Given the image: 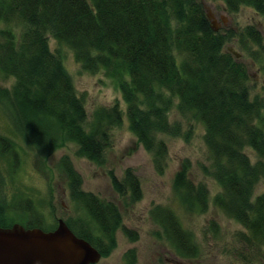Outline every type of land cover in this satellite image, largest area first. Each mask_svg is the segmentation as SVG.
I'll return each instance as SVG.
<instances>
[{
  "label": "trees",
  "instance_id": "1",
  "mask_svg": "<svg viewBox=\"0 0 264 264\" xmlns=\"http://www.w3.org/2000/svg\"><path fill=\"white\" fill-rule=\"evenodd\" d=\"M222 1L231 12L246 5L264 15V0ZM0 24V116L8 120L9 134H0V152L11 155L12 167L19 164V151L25 147L44 158L66 142L77 145V156L102 164L109 129L125 117L161 174L167 146L158 134H181L180 123L168 119L175 99L180 114H190L204 125L210 166L203 171L220 187L213 204L264 246V193L253 198L264 176L261 104L249 97L246 65L224 50L232 35L213 28L202 0H0ZM241 33L262 44L263 35L254 25ZM48 36L56 41L54 50ZM66 48L83 71L114 78L124 109L118 103L100 106L85 127L84 98L77 95L64 65ZM10 77L9 87L1 84ZM247 147L257 155L255 162ZM189 168V160L183 159L173 178L174 198L184 213H204L208 191L202 182H192ZM57 169L70 203L85 215L63 220L101 256L108 255L121 227L117 204L84 190L67 155L59 158ZM109 179L116 192L129 193L132 201L140 198V183L131 169L122 182L112 171ZM5 183L0 175V190ZM27 202L10 204L0 195V226L18 222L43 230L56 227L44 226ZM151 215L160 217L178 255L198 256L191 230L181 225L174 209L156 205ZM210 227L217 231L214 221ZM123 230L130 240L137 239L132 230ZM124 259L134 264L135 250L125 251Z\"/></svg>",
  "mask_w": 264,
  "mask_h": 264
},
{
  "label": "rangeland",
  "instance_id": "2",
  "mask_svg": "<svg viewBox=\"0 0 264 264\" xmlns=\"http://www.w3.org/2000/svg\"><path fill=\"white\" fill-rule=\"evenodd\" d=\"M202 2L213 28L232 35L226 41L224 50L246 65L249 97L261 104L260 114L264 116V15L246 5L231 12L222 0ZM247 25H254L261 32V45L242 35L241 31ZM48 43L50 49L54 50L56 41L51 36H48ZM63 51L64 65L75 91L84 98L87 113L85 127H88L92 113L100 106L109 107L118 103L122 109L125 108L114 78L104 72L83 71L72 52L67 48ZM12 82L10 77L2 80L1 84L9 87ZM175 103L174 99L168 119L180 123L181 134H158L167 146L161 174L156 172L151 153L138 143L124 117L122 124L109 129L102 164L77 156V145L73 142L64 143L44 158L37 157L34 150L25 147L19 151L17 167H12L11 155L0 152V175L6 181L0 190L1 198L10 204L28 200L31 209L40 214L46 227L57 225L58 218L84 217V213L70 203L64 178L57 169L59 158L67 155L82 177V188L116 203L121 214V227L115 233V248L108 255L101 256L96 264H127L124 253L128 249L135 250L134 264H264V246L253 239L238 221L213 204V197L220 187L215 179L203 171V166H210L209 152L203 139L204 125L190 114H180ZM7 124L8 120L0 116V134H8ZM245 152L251 162L258 159L252 149L247 147ZM185 158L190 163L189 178L195 184L202 182L208 191L209 205L204 213H184L175 201L173 178ZM127 169L136 174L140 183V198L135 201L131 200L129 193L116 192L109 179V172L112 171L122 182ZM261 193H264V176L255 185L253 198ZM156 205L170 206L178 215L181 225L191 230L198 247L197 257L187 258L176 253L162 230V222L159 224L160 217L155 215L154 219L151 215V209ZM211 221L217 225V231L211 230ZM123 227L135 232L137 239L130 240Z\"/></svg>",
  "mask_w": 264,
  "mask_h": 264
},
{
  "label": "water",
  "instance_id": "3",
  "mask_svg": "<svg viewBox=\"0 0 264 264\" xmlns=\"http://www.w3.org/2000/svg\"><path fill=\"white\" fill-rule=\"evenodd\" d=\"M100 252L73 233L62 218L52 230L0 226V264H96Z\"/></svg>",
  "mask_w": 264,
  "mask_h": 264
}]
</instances>
